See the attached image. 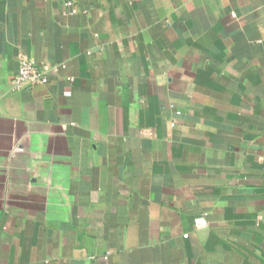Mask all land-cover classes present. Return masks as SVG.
<instances>
[{
  "label": "crops",
  "instance_id": "obj_1",
  "mask_svg": "<svg viewBox=\"0 0 264 264\" xmlns=\"http://www.w3.org/2000/svg\"><path fill=\"white\" fill-rule=\"evenodd\" d=\"M0 264H264V0H0Z\"/></svg>",
  "mask_w": 264,
  "mask_h": 264
},
{
  "label": "built area",
  "instance_id": "obj_2",
  "mask_svg": "<svg viewBox=\"0 0 264 264\" xmlns=\"http://www.w3.org/2000/svg\"><path fill=\"white\" fill-rule=\"evenodd\" d=\"M19 62V70L15 77V87H29L48 81L47 72L35 61L29 59L25 55H21ZM195 223L197 225H207L208 219L205 215H202L195 219Z\"/></svg>",
  "mask_w": 264,
  "mask_h": 264
}]
</instances>
